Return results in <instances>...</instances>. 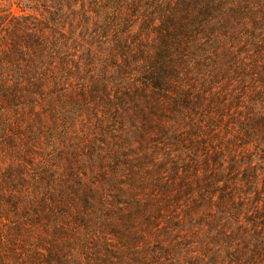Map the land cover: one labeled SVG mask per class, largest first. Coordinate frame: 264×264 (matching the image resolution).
<instances>
[{"label": "trees", "instance_id": "1", "mask_svg": "<svg viewBox=\"0 0 264 264\" xmlns=\"http://www.w3.org/2000/svg\"><path fill=\"white\" fill-rule=\"evenodd\" d=\"M0 264H264V0H0Z\"/></svg>", "mask_w": 264, "mask_h": 264}]
</instances>
